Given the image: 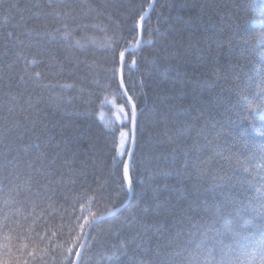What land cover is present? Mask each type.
I'll return each mask as SVG.
<instances>
[{"label":"trees","instance_id":"16d2710c","mask_svg":"<svg viewBox=\"0 0 264 264\" xmlns=\"http://www.w3.org/2000/svg\"><path fill=\"white\" fill-rule=\"evenodd\" d=\"M151 4L0 0V261L260 264L264 0Z\"/></svg>","mask_w":264,"mask_h":264},{"label":"snow or ice","instance_id":"6c2138e0","mask_svg":"<svg viewBox=\"0 0 264 264\" xmlns=\"http://www.w3.org/2000/svg\"><path fill=\"white\" fill-rule=\"evenodd\" d=\"M140 19L143 20L144 17L141 16ZM259 23L261 25H264V17H262L259 20ZM9 36H11V33H9ZM119 57H120V61L123 62L124 61V57H125V53L123 51H121L119 53ZM131 63L134 65L136 63L135 59H133L131 61ZM113 72L115 73V69H113ZM130 99L131 98H129V100ZM116 118H117V120H121L122 118L123 119H128V113L125 111V107H124L123 104L116 106ZM135 120H136V109H135V105L133 104L132 105V111H131V122L133 124V128L135 127ZM262 134H264V133H262ZM127 142H128V133L125 132L123 130V126H121V128L119 129V142H118L117 150L119 152V155L124 156V155L127 154L130 157L131 156V152L129 150L125 149V144ZM57 147H58V145H57ZM46 156H47V154L45 153V154L42 155V157L38 158V162L40 163L41 168L43 167V159L46 158ZM8 163L12 164V161L9 160ZM184 166L187 167V164H185ZM28 167L29 168H34L37 171H41V168H36V164L32 163V162L29 163ZM129 171H130L129 164L128 163H124V165H123V176H124V179L128 181L129 192H130L131 191V183L132 182H131V179H130V176H129ZM41 175L48 181V183L47 184H41L40 187L37 188L35 193L32 192V188L29 186L28 189H27V192L30 195H39L41 188H43L44 191H51V188L49 187V185H51V183H52L50 177L53 176L54 173L51 172V171H41ZM4 179L8 180L10 184L12 183L11 174L6 175L4 177ZM18 187L19 186H15V187L11 188L10 192L14 191L16 193V195H19L20 192L18 190ZM0 191H3L2 181H0ZM4 203L7 205V204L10 203V200H5ZM259 214L261 215L262 218H264V202H262L261 205H260ZM92 217H93V219L91 221L88 218H84V224L80 225V228H81L82 232H83V228H84L85 225H87L89 228H91V227L94 226V224L96 223L97 220L103 218L102 216H97L96 213H92ZM4 219L6 220L7 217H4ZM258 227L261 229L262 235H264V224L258 225ZM84 235L86 236L87 233H84ZM4 238L6 240H10L11 239L10 236H5ZM78 239H79V237H78ZM221 243H223V241H221ZM5 247H7V245H5ZM81 247H82V245H81ZM258 248H259V251H260V254H261L260 264H264V239H261L258 242ZM68 253L69 254L72 253V249L71 248L68 249ZM75 255H76L77 259H79L81 257V253L79 251H77L75 253ZM0 264H8V261H0ZM218 264H225V262L223 260H221V261L218 262Z\"/></svg>","mask_w":264,"mask_h":264},{"label":"water","instance_id":"95a60500","mask_svg":"<svg viewBox=\"0 0 264 264\" xmlns=\"http://www.w3.org/2000/svg\"><path fill=\"white\" fill-rule=\"evenodd\" d=\"M154 6H155V0H152V4H151V7H150L149 11H150ZM139 35H140V40H139V43H138L137 47L135 48V50H138V48L140 47L141 42H142V23L140 24V27H139ZM121 85H122V89H123L124 96H125L126 100L129 102V104H130L131 107H132V105H133V104L135 105V103L132 101V99L129 100L130 97L126 94L125 89H124V83H123V62H121ZM135 109H136V120H137V108H136V105H135ZM136 120H135V127H134V128H133V124H132V145H131V150H130V152H131V156H130V157L128 156V159H127V161H126V163L129 164V168H130V165H131V160H132V157H133V154H134V148H135ZM133 141H134V142H133ZM128 188H129V185H128ZM130 193H131V191H130ZM121 209H122V208H119V209H116V210H114V211L109 212L108 214L104 215L102 219L97 220L96 223L111 218L112 216H114V215H116L117 213H119ZM96 223H95V224H96ZM90 230H91V228L88 229V231H87V235L85 236L84 241H83V243H82V247H80V253H81V256H82L83 251H84V249H85V247H86V244H87V240H88V236H89V232H90ZM80 258H81V257H80ZM80 258L78 259V262H79Z\"/></svg>","mask_w":264,"mask_h":264},{"label":"rangeland","instance_id":"374dc122","mask_svg":"<svg viewBox=\"0 0 264 264\" xmlns=\"http://www.w3.org/2000/svg\"><path fill=\"white\" fill-rule=\"evenodd\" d=\"M125 132H127V131H125ZM128 133V132H127ZM125 149L127 150V143L125 144ZM121 156V155H120Z\"/></svg>","mask_w":264,"mask_h":264}]
</instances>
